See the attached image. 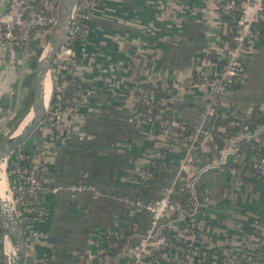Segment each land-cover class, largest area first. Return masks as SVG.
I'll use <instances>...</instances> for the list:
<instances>
[{
  "label": "crops",
  "instance_id": "crops-1",
  "mask_svg": "<svg viewBox=\"0 0 264 264\" xmlns=\"http://www.w3.org/2000/svg\"><path fill=\"white\" fill-rule=\"evenodd\" d=\"M4 11L0 0V13ZM216 26L212 0L97 1L85 35L72 46L75 63L71 76L81 93L77 129L89 139L74 135L52 138L42 122L25 146L30 154L42 151L45 164L40 214L22 221L25 264L39 260L53 264L128 261L129 252L122 255L116 250L107 255L105 246L107 233L124 216L126 200L136 195L140 171L159 164V175L141 193L145 201L157 200L173 184L184 156V146L173 145L168 135L150 133L148 127L128 121L135 114L128 90L138 80L155 88L186 83L158 102L183 127H196L212 90L191 86L190 81L195 75L217 72L210 59L217 44ZM26 54L15 52L11 62H0V135L25 90L21 84L29 70L27 66L22 69L20 62ZM240 61L244 73L236 88L227 92L223 106L234 107L245 121L254 111L264 115L263 34L254 37ZM260 139L264 140V134ZM208 157L216 160L218 151ZM72 184L92 186L97 194L83 192L71 198L65 190L49 192V187ZM194 191L200 203L197 211L182 222H176L175 214L165 217L163 232L197 226L202 251L195 264H243L244 258L264 264V176L247 171L231 174L220 168L198 176ZM205 198L209 204L204 203ZM146 219L143 214L138 216L141 225ZM134 243L135 239L130 240L128 251ZM223 254L238 260L223 262ZM98 255L103 256L100 263L90 258ZM3 257L0 264H4ZM162 264L192 263L182 260L176 247Z\"/></svg>",
  "mask_w": 264,
  "mask_h": 264
},
{
  "label": "built area",
  "instance_id": "built-area-1",
  "mask_svg": "<svg viewBox=\"0 0 264 264\" xmlns=\"http://www.w3.org/2000/svg\"><path fill=\"white\" fill-rule=\"evenodd\" d=\"M5 11L0 13V62H11L15 52L27 53L33 42L42 43L48 38L57 19L59 0H2ZM97 0H78L66 37L54 56L49 70L51 92L45 107L44 123L52 138H68L74 135L77 139H89V136L77 129V108L81 101V93L72 81L74 56L72 46L85 35L90 14ZM212 7L217 15V44L214 54L221 66L212 76L195 75L191 86L209 87L212 93L208 96L203 110L199 113V124L184 132L171 116H166L159 102L155 100L156 90L168 98L175 90L185 84L167 83L155 88L146 81H135L129 88L135 105V114L128 121L137 126L148 127L152 133L154 125L158 132L168 135L170 142L176 146H184V156L178 167L174 182L162 191L159 199L145 201L138 189L145 188L153 178L147 170L140 171L136 195L126 200L127 209L119 225L107 233L106 254L119 250L118 254L129 252L128 261L124 264H162L169 251L178 248L182 260L195 264L202 251V242L198 237V227L185 225L173 227L169 236L163 232L162 220L175 214L176 222L191 217L200 206L194 191V182L198 176L223 168L232 173L244 171L256 177L264 176V124L255 127L251 132L248 123L240 118L232 106H223V100L230 87L237 84L244 73L240 55L251 48L254 37L259 34L257 27L262 28L264 35V0H212ZM230 36L231 46L227 37ZM72 87L65 95V91ZM219 108L227 110V123L217 127L223 144L218 151V158L210 160L208 155L214 150L212 129L204 124L216 116ZM237 128V131H230ZM256 143L254 154L245 158V145ZM226 156H230L227 164ZM204 160L201 164L200 161ZM232 167H226L228 164ZM45 170L42 151L29 156L18 154L12 168L11 186L6 184L9 206L21 225L36 218L41 211V196L44 190L41 175ZM190 175V176H188ZM65 190L71 198L88 192L92 196L97 191L92 186L72 184L65 187H49L50 193ZM205 204L210 200L204 199ZM186 209L192 212L187 214ZM143 214L146 223L141 225L135 216ZM122 226V227H121ZM135 239L128 251V243ZM0 240L4 245V235ZM2 256L4 255V250ZM223 262L235 263L238 259L223 254ZM98 263L103 256H90ZM89 258V259H90ZM246 264H259L253 258H244ZM240 260V259H239ZM8 264V261L6 260ZM35 264H53L48 260H39ZM238 264H241L240 262Z\"/></svg>",
  "mask_w": 264,
  "mask_h": 264
},
{
  "label": "water",
  "instance_id": "water-1",
  "mask_svg": "<svg viewBox=\"0 0 264 264\" xmlns=\"http://www.w3.org/2000/svg\"><path fill=\"white\" fill-rule=\"evenodd\" d=\"M77 2L78 0H59L56 23L51 30L46 46L42 49L34 68L31 85L32 99L28 112L23 117L24 119L30 114L29 122L17 136L13 137L12 134L0 143V160H6L13 151L20 148L44 119L45 106L42 100L43 80L49 73L54 56L70 28ZM230 158V156H226L224 163L227 164ZM0 231L2 234H7L12 245V257L8 264H25L24 229L11 207L5 205L1 197Z\"/></svg>",
  "mask_w": 264,
  "mask_h": 264
},
{
  "label": "trees",
  "instance_id": "trees-1",
  "mask_svg": "<svg viewBox=\"0 0 264 264\" xmlns=\"http://www.w3.org/2000/svg\"><path fill=\"white\" fill-rule=\"evenodd\" d=\"M88 23H89V20L85 22V25H88ZM257 29L259 30L258 33L261 34L262 33V28L261 27H257ZM229 37L230 36L227 37L226 41L228 42V45L231 46V42H230V38ZM37 44L38 43H36V42L31 43L29 45V49L27 50L28 52H27V58H26V62L25 63H26V66H27V68L29 70V73L24 77V79L22 81V84H21L22 88L25 89V90L23 91L22 96L20 98V102H19V105L17 107L18 109L15 111L14 117L12 118V120L8 124V127L11 130H14L15 128H17V125H19V122L26 115V113L28 112V109L30 107V103H31V99H32V91H31V87L30 86L32 84V78H33L35 64H36V62H37V60H38V58H39V56L41 54V51H42V48L38 47ZM216 57L217 56L215 54H213V55L210 56V59H211V61H213L217 65V67L219 69L220 66H221V62L218 60V57H217V59H216ZM236 86H237V84L232 85L230 87L229 91L230 90H234L236 88ZM71 88L72 87H69L65 91V95L66 96L70 92ZM164 97L165 96H164L163 92H161L160 90H156V93H155V100L156 101H159V99L164 98ZM166 116H169V115L166 114ZM176 122L179 123V125L181 127H183L181 122H179L178 120ZM245 122L248 123V130L251 132L255 127L264 124V115L261 114L260 112L254 111L250 115V117L247 120H245ZM226 123H227V110L225 108H219L217 113H216V116L214 118H212V119H209L204 124L206 129H212L211 133H212V138H213V142H214V150H216V151H219L222 148V146H223V144H222V142L220 140L219 132L216 131V128L217 127H224L226 125ZM183 128H184V132H187V131L191 130V128H187V127H183ZM36 129L32 132L30 137L21 145V147L18 148L17 150H15V151H13L9 155V157L7 158V165L5 166V173L8 175V177H7L8 179L7 180H8L9 186H11V182L10 181L13 180V176L10 175V173L12 172L13 165L16 162V157H17L18 154H21V153L23 155H26V156L30 155V152L26 151L25 146L28 144V142L30 141V139L33 136V134H35ZM235 131H237V128L232 129L230 132L233 133ZM152 133L153 134L159 133L158 132V128H157L156 125L153 126ZM0 136H2V135H0ZM5 139L6 138L2 137V139L0 140V143L2 141H4ZM255 146H256V143L253 142V141H250L249 143H247L245 145V158L246 159H250L252 157V155L254 154ZM18 151H20V152H18ZM158 165L159 164L155 165L153 168H148V169H145V170L151 172L153 174V176L156 177L157 175H159L157 173H160ZM226 167L230 168L232 166L229 163ZM9 177L11 178V180H10ZM148 184L149 183H147L146 185H148ZM138 190H139V192H142L144 189L140 188ZM138 216L139 215L135 216L136 220H138ZM122 218H124V217H122ZM165 234L167 236L171 235L170 233H165ZM0 237H1V231H0ZM1 254H3V246H2V242L0 240V256H1ZM220 260L223 261V257ZM243 264H246V263L244 262Z\"/></svg>",
  "mask_w": 264,
  "mask_h": 264
},
{
  "label": "bare ground",
  "instance_id": "bare-ground-1",
  "mask_svg": "<svg viewBox=\"0 0 264 264\" xmlns=\"http://www.w3.org/2000/svg\"><path fill=\"white\" fill-rule=\"evenodd\" d=\"M50 92H51L50 76H49V74H47L45 76V78L43 80V84H42V100H43L45 107L48 103ZM29 119H30V114H28L21 121V123L18 125V127L16 128L15 132L12 135L13 137L17 136L24 129V127L29 122ZM5 163H7L5 159L0 160V197H1V199L4 200L5 205H9V200H8L7 190H6L5 177H4V174H5L4 173V165H5ZM3 235H4V245H3L4 254H5V256L8 257V259L10 261V259L12 257V252H13L11 241H10V239L6 233H3Z\"/></svg>",
  "mask_w": 264,
  "mask_h": 264
},
{
  "label": "rangeland",
  "instance_id": "rangeland-1",
  "mask_svg": "<svg viewBox=\"0 0 264 264\" xmlns=\"http://www.w3.org/2000/svg\"><path fill=\"white\" fill-rule=\"evenodd\" d=\"M47 40H48V38H45L43 41L44 42H42L41 44L40 43H38L37 44V46L38 47H41L42 49H44L45 48V46H46V43H47ZM26 58H27V54H26V56H25V59H24V56H22V61L20 62L21 63V68L22 69H24L25 70V68H26V65L24 64V61L26 60ZM31 87V86H30ZM14 117V115H12L10 118H9V120L11 121L12 120V118ZM23 119V118H22ZM21 123V121L19 122V124ZM17 127H18V125H17ZM16 129V128H15ZM15 129L14 130H11V129H9V127L7 126V128H6V131L4 130V133L3 134H1L2 136H0L1 138H0V140L2 139V137L3 138H7V137H9L10 135H12L14 132H15ZM6 162H7V159H6ZM7 165V163H5V165H4V173H5V166ZM7 174L5 173L4 174V177H5V183L7 184L8 183V178H7ZM7 196H8V193H7ZM4 250V249H3ZM4 256H5V254H4ZM5 259V260H4ZM6 260L8 261V263H9V259H8V257L7 256H5V257H3V262H4V264H7L6 263Z\"/></svg>",
  "mask_w": 264,
  "mask_h": 264
}]
</instances>
